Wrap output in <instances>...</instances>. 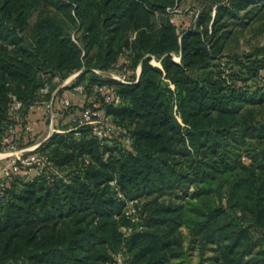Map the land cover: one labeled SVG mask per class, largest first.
<instances>
[{
  "label": "trees",
  "instance_id": "trees-1",
  "mask_svg": "<svg viewBox=\"0 0 264 264\" xmlns=\"http://www.w3.org/2000/svg\"><path fill=\"white\" fill-rule=\"evenodd\" d=\"M12 1L0 0V150L25 144L32 105L47 109L48 123L52 100L64 114L75 106L102 111L114 127L101 135L94 124L72 121L71 129L37 147L49 167L27 174L22 165L3 179L0 264H114L120 257L122 264H181L172 261L180 254L170 236L182 225L199 264H264V119L246 111L253 104L264 108V49L235 55L229 68L222 59L235 10L248 0L218 4L214 16L209 12L206 20L202 13L196 26L182 29L169 16L146 44L141 34L142 71L127 82L97 72L129 66L122 47L103 31L126 0H103L101 24L84 48L66 40L55 61L20 33ZM145 52L163 67L151 64ZM77 69L83 104L66 87L55 94ZM48 75L62 82L55 87ZM46 83L51 87L44 93ZM106 84L119 102L107 99ZM94 92L103 98L100 105ZM66 93L68 106L60 101ZM13 95L23 101L18 110L12 109ZM166 194L175 199L161 201ZM132 200L137 207L129 216Z\"/></svg>",
  "mask_w": 264,
  "mask_h": 264
},
{
  "label": "rangeland",
  "instance_id": "rangeland-1",
  "mask_svg": "<svg viewBox=\"0 0 264 264\" xmlns=\"http://www.w3.org/2000/svg\"><path fill=\"white\" fill-rule=\"evenodd\" d=\"M66 1V0H64ZM71 3L70 6L63 4V0H13L10 5V15L14 20L17 16L22 19L20 33L28 38L30 44H41V47L45 50L49 56L50 61H55L66 40L76 42L80 47L84 48V42L89 36L94 35L98 25L101 21L97 19L101 12L99 11L103 7V0H89L88 2H75L73 0H67ZM229 0H126L125 3L119 8L112 17L107 20V25L104 26L103 31L106 35L112 37L114 46H121L122 48V61L127 60L129 66L126 68L113 67L107 71L97 70V72L104 74L105 76L115 78L117 77H129L134 76L142 71V61L140 53L144 50L140 46H137L138 37L144 35V44L148 41H153L158 37L163 28L164 23L170 16L174 19L175 23L180 29L195 25L200 14H205V19H208L209 12L214 16L216 14V8L218 4L228 3ZM168 2L166 8H159L158 6ZM236 2V1H235ZM230 3V1H229ZM237 4L240 2H236ZM229 5V4H227ZM234 6L233 4H231ZM112 6V2L107 5V8ZM236 16L232 19L233 24L229 28L227 37L224 38V52L223 63L229 68V61L235 57V55H244L246 53H253L260 49H264V0H248L246 5L238 10H235ZM103 23V22H102ZM92 26V27H91ZM226 31L228 27L225 28ZM223 41V40H222ZM221 41V42H222ZM220 42V43H221ZM119 44V45H118ZM92 53L96 52V49L92 50ZM85 54V50H83ZM82 54V55H84ZM146 57L150 58V62L153 65L163 67L161 60L150 52L144 53ZM173 59L177 62H181L180 53H172ZM86 59V58H85ZM215 62V60H213ZM205 62L197 63V69H201V65ZM77 69L70 73L62 82L59 77L51 78L48 75L49 80L55 87L58 84H64V87L68 89L67 93L71 94L74 102L83 104L82 99L79 98L81 90H77L76 87L81 84H75V79L80 73ZM78 73V74H77ZM264 73V72H263ZM77 74V75H75ZM117 79V78H115ZM89 77L84 78V82H88ZM119 80V79H118ZM60 84V85H61ZM59 85V86H60ZM174 87V85H173ZM94 95L98 99L96 102L100 105L103 99L100 94L94 92ZM72 110V109H70ZM64 114L63 109L55 110L56 114L54 121L52 113L50 112V119L47 123L44 112L47 109L43 107L35 108V111L31 114V129L29 137L25 139V144L12 147L13 145L6 146L0 150V164L10 165V162L14 158H18L21 155V149L25 150V156L23 159L28 160V156L37 152V145L45 140L55 129L63 130L73 123L72 121L81 124L85 121L84 111L80 110V107L75 106L74 111H70ZM246 111L258 120L264 119V108L258 104L249 105ZM252 115V114H251ZM107 116L101 111L99 119L105 120L97 125H102L104 128H110L111 119L108 120ZM54 124V125H53ZM112 127L109 129L111 130ZM112 131V130H111ZM55 132V131H54ZM45 154H41L43 156ZM13 158V159H12ZM28 169L33 170L35 167H44L43 164L38 162L28 163L26 165ZM41 169V168H40ZM173 195L166 194L160 198L161 201L169 202L174 200ZM135 201H129L126 208V214L132 216L135 213L136 204ZM143 210H146L144 205H141ZM140 209H137V211ZM125 230V226L121 228ZM255 235L259 236L260 233ZM173 247L179 251L180 258L173 263L180 262L181 264H199L200 255L197 248H192V241L189 229L182 225L178 229L174 230L171 234ZM212 251L207 252V256H210ZM119 261L114 264L124 263L123 258H119ZM206 264V262L204 263Z\"/></svg>",
  "mask_w": 264,
  "mask_h": 264
},
{
  "label": "built area",
  "instance_id": "built-area-1",
  "mask_svg": "<svg viewBox=\"0 0 264 264\" xmlns=\"http://www.w3.org/2000/svg\"><path fill=\"white\" fill-rule=\"evenodd\" d=\"M77 74H78V73H77ZM77 74H75V75H77ZM139 76H140V73L138 74L137 77L139 78ZM114 77L117 78V79H119V80H121V81H124V82H127V81H128L127 77H123V78L120 77V78H119V77H117L116 75H114ZM50 87H51L50 84H49V83H46V84L41 88V91L44 92V93H47V92L50 91ZM62 87H64V84H61V85L59 86V88L57 89V91L55 92V94H56V93L58 92V90H59L60 88H62ZM102 88H108V89L111 90V94H109V95L107 96V99H108L109 101H115V102H119V101H120V97L117 95L114 86H109V85L106 84V85H103ZM76 89H77V90H81V91H83V90H84V86L81 84L80 86H77ZM13 100H14L13 105H12V109H13V110H18V109H20V108L23 106V101L20 100L16 95H13ZM60 101H61V103H62L63 105H65V106H68V105L71 104V99H70V97L67 95V93L61 96ZM47 106H48L49 111L52 113V118H53L52 121H54V117H55L56 111H55V109H54V107H53V100H52L51 102H49V103L47 104ZM31 107H32V109H35V108H37V107H39V106H37V105H32ZM100 113H101V111H98V110H96V109H92V108H88V109H86V110L84 111L85 121H84V122H81L80 125H83V124H94V125H96V127H97V132H98L99 134H101V135H108V134L111 132V130L113 129L114 125H113V124L110 125V128L112 127L111 130H109V129H110V128H109V125H108V127H106V128H104L102 125H97V123H98V122L101 123V120H102V119H99V118H98V116H100ZM102 121H105V120H102ZM53 125H54V124H53ZM31 127H32L31 125H28V126H27V129H31ZM77 127H78V126H77ZM77 127H76V128H77ZM54 131H55V132H56V131H57V132H64V130H61V129H55V128H54ZM54 131H53L51 134H53ZM51 134H50L49 136H51ZM49 136H48V137H49ZM48 137H47V138H48ZM47 138H46V139H47ZM6 141L9 142V141H10V137H7V138H6ZM42 142H43V141H42ZM42 142H40L39 145H40ZM39 145H37V147H38ZM12 147L15 148V145H13ZM37 147H35V148H37ZM25 150H26V149H21V155H19L18 158H14V159L12 158L13 160L10 162V165L0 164V198L4 195V192H5V186H6V185H5V182H4L3 179H4V178H7V177H9V176H11L13 173H15V172H17V171H20L22 165L26 166V165H28V163L38 162L39 164L41 163V164H43V166H44V167H40V168H41V171H42L43 169H45V168H47V167H49V166L51 165V161H50L49 157H48L47 155H43V156H41V153H39V152H36V153H33V154L29 155V156H28V160L23 159V155L25 154V153H24ZM24 156H25V155H24ZM26 167H27V166H26ZM30 172H31L30 169H28V168L25 169V173L28 174V173H30Z\"/></svg>",
  "mask_w": 264,
  "mask_h": 264
},
{
  "label": "crops",
  "instance_id": "crops-1",
  "mask_svg": "<svg viewBox=\"0 0 264 264\" xmlns=\"http://www.w3.org/2000/svg\"><path fill=\"white\" fill-rule=\"evenodd\" d=\"M79 98L82 99V101H84V95H82L81 93H80V95H79ZM71 128H72V125H70L68 128L65 127L63 130L66 131V130H69V129H71ZM51 135H52V134H51ZM49 137H50V136H49ZM43 141H44V140H43ZM41 142H42V141H41Z\"/></svg>",
  "mask_w": 264,
  "mask_h": 264
}]
</instances>
